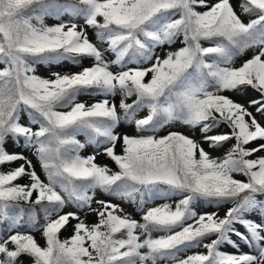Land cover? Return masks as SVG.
Segmentation results:
<instances>
[{
    "label": "snow or ice",
    "instance_id": "6c2138e0",
    "mask_svg": "<svg viewBox=\"0 0 264 264\" xmlns=\"http://www.w3.org/2000/svg\"><path fill=\"white\" fill-rule=\"evenodd\" d=\"M236 7L232 0H0V168L22 161L0 171V264H264V0H240V14ZM49 17L57 23L48 25ZM248 50L253 55L235 66ZM86 59L91 66L77 72L53 70ZM249 90L256 96L245 102L226 94ZM86 144L95 151L85 157ZM98 155L118 171L97 164ZM22 178L28 183H17ZM98 191L134 206L141 220L96 199ZM157 200L172 202L147 206ZM205 204L217 211H198ZM225 205L232 206L220 217ZM90 213L97 222H85ZM68 226L73 234L61 239ZM232 236L251 251H222L227 244L239 252Z\"/></svg>",
    "mask_w": 264,
    "mask_h": 264
},
{
    "label": "rangeland",
    "instance_id": "374dc122",
    "mask_svg": "<svg viewBox=\"0 0 264 264\" xmlns=\"http://www.w3.org/2000/svg\"><path fill=\"white\" fill-rule=\"evenodd\" d=\"M232 3L234 5H237L236 10L238 11V14H240V10H239V7H238V3H239L238 0H232ZM250 18H252V17L242 15V19H244L245 22H248V20ZM45 22L48 25H53V24L57 23V21H55L53 18H50V17L49 18H46ZM89 32H90V38H93L94 39V37H92V35H91V30H89ZM203 43H204V46H209L207 42H203ZM181 46L182 45H180L178 43V44H176V45L173 46V50L175 48H178V47H181ZM253 51L254 50H248L244 55H242L240 57H237L236 60L234 61L235 66H239L242 63V61L247 60L248 58H250L253 55ZM162 53L163 52H161V55H162ZM91 64H92V61L86 59L81 66L63 65V66L56 67L53 70L60 71V72H77V70H80L81 67H88V66H91ZM37 74L38 75H41V76H44V77H47L48 74H49V70L45 66L39 65V66H37ZM226 94L231 95L233 99L238 100L240 102H245L248 98H251V97H255L256 96V93L255 92H252L251 90H249L248 94L245 97H241V96L235 95L233 93H226ZM79 99L81 101H87L88 103H92L94 100L99 99V97H89L87 95H84V96L79 97ZM116 102L118 104L119 97H116ZM250 110H253L254 111V109H250ZM146 112H147V110H144V112L140 113V116L146 115ZM258 119H259V117H258ZM262 123H264V121H262ZM171 130L184 132L185 134L192 135V136H194L197 139H199V137H200V133H199L198 130L195 131V132H192L191 130H189L188 128H186L184 126H173ZM118 131H120L122 133H127L129 135H134L135 134V130L131 126H121V128L118 129ZM166 131L167 130H165L163 132L166 133ZM218 131L227 132L228 129L227 128H221ZM77 138L82 143H85L86 142V137L83 136V135H80ZM234 143H235L234 141H230V142H228L225 145L224 148H221L219 150H213L212 151V155L214 157H218V156L223 155L226 152L227 148L230 147ZM7 146H10V145L8 144ZM254 146H255V143L248 145V147H250V148L251 147H254ZM204 147L207 150V145L206 144L204 145ZM14 150H17L19 152L21 151L20 148H16ZM117 150H118V145H117ZM94 151H95V149L93 148L92 145L86 144V147L81 151V155L86 157V156L92 155L94 153ZM25 155H27L29 157V159H32L33 160V163H36V170H37V172L41 175V178L42 179H45L46 180V177L44 176V173H43L42 169L40 168L39 164L36 162L35 157H33L30 152H25ZM256 155L258 156V155H260V153H257ZM104 156L105 155H98L96 157V162H98V161L100 162V160L103 159ZM250 158H255V157H250ZM21 163H22V161H19L17 163V165L15 163L14 164L17 167ZM235 178L241 179V180L245 179L244 177L239 176V175H237ZM96 199H104L106 201L107 200H110L114 204H120L121 207H123L127 213L131 214L134 219H136L138 221L141 220V214L132 205H129V204H126V203H122L121 201H119V200H117V199H115L113 197H109V196H107V195H105V194H103V193H101L99 191H98V194H97ZM161 202H163V201L157 200V201L154 202V204H149L147 206L150 207V206L155 205L156 203L159 204ZM171 202L169 201V203H171ZM95 206L96 205L94 204V207ZM231 206L232 205H225V206L219 208L218 209L219 216L220 217H224L227 209L229 207H231ZM73 210L74 209L71 206H69L67 209H65V211H73ZM198 211L214 212V211H217V209L214 206L213 207H209L208 205L205 204L201 208H199ZM82 218H84L85 219V222L86 223H89V224L95 223L97 221V217H96L95 213H90V214H88L87 217H83V215H82ZM248 218L258 219V217H256L255 215H250ZM72 222L75 223V221H72ZM236 227L238 228L239 231L245 232V229L242 226L236 225ZM158 234H160V233H153L154 237H156ZM33 235L35 236V238L37 239V241L41 245H44L45 244V242L42 241L41 237L38 236V234L34 233ZM232 239L233 240H236L237 243L240 244L239 252L237 251L236 248L232 247L231 245H227V244L226 245H223L221 247V250L222 251H224L226 253H232V254L249 253L251 251V249L247 245H245L242 241H240L237 237L232 236ZM205 251L206 250L201 247V248H198V249H192L188 254H192V252H205ZM22 259H24V264H31V261H30L29 258H22Z\"/></svg>",
    "mask_w": 264,
    "mask_h": 264
},
{
    "label": "trees",
    "instance_id": "16d2710c",
    "mask_svg": "<svg viewBox=\"0 0 264 264\" xmlns=\"http://www.w3.org/2000/svg\"><path fill=\"white\" fill-rule=\"evenodd\" d=\"M197 10H200V9L198 8ZM200 11H202V10H200ZM119 151H120V148H118L117 152H119ZM100 165H107L110 169H112V171H118V168L115 165V163L107 156H105V158L103 159V161ZM12 168L13 167H11L9 164V165H5L4 167L0 168V171H9ZM17 183L25 184V183H28V181H27V179L22 178L21 180L17 181ZM33 196L35 197V193H33ZM72 234H73V231L71 229V226H68L65 230H62L61 239H67V238L71 237Z\"/></svg>",
    "mask_w": 264,
    "mask_h": 264
}]
</instances>
